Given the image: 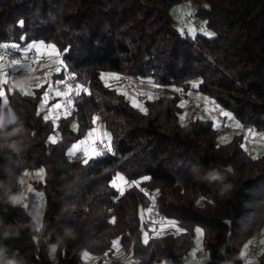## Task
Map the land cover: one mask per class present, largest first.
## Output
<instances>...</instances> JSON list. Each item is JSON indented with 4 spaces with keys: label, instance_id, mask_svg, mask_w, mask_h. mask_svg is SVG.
Segmentation results:
<instances>
[{
    "label": "trees",
    "instance_id": "trees-1",
    "mask_svg": "<svg viewBox=\"0 0 264 264\" xmlns=\"http://www.w3.org/2000/svg\"><path fill=\"white\" fill-rule=\"evenodd\" d=\"M184 1L0 0V46L51 43L87 83L70 114L55 122L44 119L49 109L39 108L45 82L27 96L15 81L9 85L17 120L6 109L0 120V247L12 258L80 264L87 252L94 264H114L107 260L118 240L135 264H190L184 256L200 226L203 264L241 263L239 249L264 220V155H251L239 131L222 139L202 110L184 123L179 113L196 90L206 99L196 104L210 99L240 125L264 132V0H190L192 35L179 31L170 15ZM53 67L52 82L59 77ZM125 71L157 85L152 99L141 96L145 111L114 78ZM94 117L108 132L111 151L74 158L78 152L70 155L68 147L90 131ZM41 169L42 178L30 180L43 193L36 227L24 201L13 197L21 174ZM116 172L138 187L128 185L121 195L111 183ZM152 202L181 231H152ZM255 264H264V251Z\"/></svg>",
    "mask_w": 264,
    "mask_h": 264
},
{
    "label": "rangeland",
    "instance_id": "rangeland-1",
    "mask_svg": "<svg viewBox=\"0 0 264 264\" xmlns=\"http://www.w3.org/2000/svg\"><path fill=\"white\" fill-rule=\"evenodd\" d=\"M194 10H195V5L190 0H186L183 3L175 4L170 8V15L174 19L175 25L179 31H181L184 28V29H186L188 35H192L194 33V30H195L194 25H196V23L193 24V22H195V20L193 22H191L189 19L186 18V14H185V13H193ZM198 25H199V31L202 32L203 31L202 21L200 19H198ZM37 44H39V43H37ZM44 45L47 46V45H53V44L49 43V44H44ZM56 50L58 51L57 48H56ZM39 53H41V52H39ZM42 54L48 55L50 57V60L55 62V64H59L58 61H61V60L63 61L61 55L57 56V55L53 54L50 56L49 50L47 49V47L43 48ZM8 61H9V59H6L4 61V63H7ZM63 64H65L64 61H63ZM41 65H47V64L43 63ZM33 66H39V64H34ZM51 71L52 70L46 72L47 76H45V74H43L41 76H30L29 77V76H25L24 72L18 73L16 75V80L13 83V85L16 86L17 88L21 89L22 87L27 88L28 86L35 85L38 82L44 83L46 80L47 81L46 82V88L42 92L41 101L39 103V108L40 109H43L45 107L47 108L48 102H47V104H44V101H43L44 93H45V91L48 92V90L53 85H55L57 82V77L55 78L54 82H52L51 75H50ZM37 78H39V80ZM49 85H51V87H49ZM117 88H118V90L120 89L118 86H117ZM133 91H131V92L124 91V93H125L126 97L128 99H130V101L132 102V104L134 106L141 105L144 108L141 99L134 98L133 96H131L133 94ZM192 99L195 103L197 102L194 97H192ZM133 101H135V104L133 103ZM205 101H206V99H204V102ZM182 104L184 105V102H182ZM136 108L141 110L140 107L136 106ZM201 110H202L201 113L203 114V116L211 119L212 123L216 126L218 125V122L216 120V115L220 114V115L225 117V123L230 127V130L227 134H224L223 136H221V138L227 139L232 132L239 131L243 134L242 144L248 150V152L251 155H254V156L264 155V132L255 131V130H252L250 132L249 130H251V129L249 128L248 124L240 125V122L236 118H234V116L230 113V111L223 109L219 106H213L212 108H207L205 105H203ZM223 113H228L229 115L225 116V115H223ZM48 114H49V112L44 113V115H48ZM197 114H199V113H195V114L190 113L189 110L187 108L185 109L183 106V109L179 113V121L181 123H184L189 118H191ZM2 117H3V114H0V120L2 119ZM181 117H183V119H181ZM52 120L55 121L53 118H52ZM95 124L96 123H94V125ZM237 125H239V127H237ZM98 127L100 128V126H98ZM102 131H103V139H104L103 144L106 147V145H110V136H109L107 131H104V130H102ZM89 133H90V131H88V133L86 135L82 136L78 140L73 141L70 144V146L68 147L69 153H70V149L72 148V146L74 144L80 143V141H82V140L86 141V143L81 145V148L79 151H82L84 153L85 148L88 147L89 144L92 145L94 138H95L93 133L91 136H89ZM253 133H255V135H253ZM106 149H107V147H106ZM83 156H85V155L83 154ZM38 171H40V170H38ZM38 171H36V172L26 171L30 175L26 176V180H25V183L23 185V188H24V194L26 197L31 198L32 200L35 199V200L39 201V203H34V206H35L34 210H35V217H37V215H39V218H40L42 215V212H43V206H44L43 202L44 201H43V197L41 200L39 197L35 196V193H42V192L34 189L32 186L31 187L33 189V192L32 193L28 192V187H29V185H31L30 180L33 178H35V179H41L42 178V174L40 176L36 175V173ZM118 175L122 176L125 181L129 182L125 178V176H123L120 172H116L111 179V183H112L113 179L117 178ZM117 182H118V184H121L123 189H125L130 184V182L129 183H123L121 181H117ZM115 189L118 190V188H115ZM153 221H157V222L155 224H152V227L159 230V231H160L162 224L164 225V230L172 228L171 226H169L167 224V221H173L171 219H165V218H163L161 220H154L153 219ZM197 229L201 230L200 233H197V231H196ZM253 237L257 240L256 241V251L250 255H246V252L248 249V243H244L242 245V247L239 249V252L237 255V257L242 260L240 264H249V262H251V264H255L256 258L259 256V254L262 251H264V244H261V241L264 240V220H262L261 225L259 226V228L255 232ZM202 253H203L202 229L200 226H195L194 227V233H193V244L188 249V251L186 252V254L184 256V260L190 264H196V262L199 260L201 262V264H203L205 261V256H202ZM116 256H121L124 259L125 264H135L134 259L131 257L130 253L128 251L122 250L119 247H118V249H114L111 258H108L107 261L110 263H113L114 258ZM95 260H96V258L91 256V255H89L88 259H85L84 254H83L80 264H94ZM166 264H167V262H166Z\"/></svg>",
    "mask_w": 264,
    "mask_h": 264
},
{
    "label": "built area",
    "instance_id": "built-area-1",
    "mask_svg": "<svg viewBox=\"0 0 264 264\" xmlns=\"http://www.w3.org/2000/svg\"><path fill=\"white\" fill-rule=\"evenodd\" d=\"M186 14V18L189 19L191 22L194 21L193 19V14L192 13H185ZM196 23V22H193V24ZM182 33H185L186 30L183 28L181 30ZM26 49V48H16V49H13V48H10V47H3V46H0V55H4L6 57V59H21L22 58V53H23V50ZM27 56L29 57V59H32V58H36L40 61H42L44 59V56H42L40 53H37L35 50H32L30 52L27 53ZM38 62V63H39ZM53 66H56L57 68H60V71L58 72L59 73V77L57 79V82L55 84V92L57 90L59 91H67V86L68 85H71L72 88H73V92L71 94L70 97H57L54 93V91H48V107L47 109H49V111L51 110V117L54 119V120H57V117H61L63 115H65L66 113H68L71 108H72V104L71 105H68L67 108L65 107V105H67V100L70 98L72 101H73V98L75 96H77L76 94V85H82L84 89L87 88V83H84V84H81L78 80V78L74 75L72 69L68 68L65 64L61 65L60 63L59 64H55ZM34 68V71L32 72H24V75L25 76H41L43 74H45L47 71H50L52 69V65H44L43 69L41 68V65L39 66H33ZM116 74L118 75L119 77V80H120V83L121 85L123 86V88L128 91V92H131L133 91L139 84L141 83H144V80L139 77L138 75L134 74V73H131V72H116ZM74 77V78H69V77ZM16 80V76L13 78V79H10L9 80V85H11L14 81ZM58 81H65L66 83H58ZM8 85V86H9ZM83 90L81 89L79 91V94H81ZM61 103L62 107L60 109H53V105L55 103ZM206 106L208 108H212L213 107V104H212V101L210 99H207V102L205 103ZM184 108L188 109L190 113H199L201 112V104H196L192 97H186L185 100H184ZM216 120L218 122V125L216 126L217 127V131L220 133V134H226L229 132L230 130V127L225 123V119L222 115L220 114H217L216 115ZM55 132H57V130H55ZM95 148L96 151L98 153H100L98 156H104L105 153H106V149H105V146L103 144V140L100 139V138H95L92 145H90V147H88V152L90 155H95V154H92V149ZM83 152L82 151H79L75 156L74 158H80L83 156ZM26 172V171H25ZM24 172V173H25ZM26 179V176L23 175V173L21 174V177H20V183L17 187V190H16V193L17 195H21L22 193L24 194L23 192V185H24V181ZM21 180H23V183H21ZM25 196V194H24ZM22 200L24 201V203H27L28 204V212L30 213V215L33 217V225H35L36 227H38L40 225V218H39V221H37V219H34L35 217V210H34V203H33V200L31 198H28V199H24L22 197ZM150 209H151V216L153 217L154 220H161L163 219L162 215H160L157 210H156V204L155 203H151L150 205ZM256 239L255 238H252L248 241V249H247V252H246V255H250L252 254L253 252L256 251ZM202 256H205V252L203 251L202 253ZM5 257L6 258H12L11 255L8 253V252H5ZM114 264H125V261L124 259L121 257V256H116L114 258ZM196 264H201V262L198 260L196 262Z\"/></svg>",
    "mask_w": 264,
    "mask_h": 264
},
{
    "label": "snow or ice",
    "instance_id": "snow-or-ice-1",
    "mask_svg": "<svg viewBox=\"0 0 264 264\" xmlns=\"http://www.w3.org/2000/svg\"><path fill=\"white\" fill-rule=\"evenodd\" d=\"M19 23L22 26L24 22L23 21H20ZM5 47H7V46H5ZM11 47L13 49H16L17 48L16 45H12ZM45 47H47V49L49 50V55L50 56L53 55V54L54 55H57V56L60 55V53L56 50V48H55L54 45H47V46H45L42 42L39 43V44L33 43V44L28 45L27 48L23 50L22 58L21 59H14L13 58V59L9 60L7 63H4V61L6 60V57L4 55H0V114L5 115L4 114V111L6 109L7 110V117L13 123L16 122L17 116L15 115V113L13 112V110L11 109V107L9 106V98H10V96L14 95L13 88L11 86H8L9 85V80L10 79H13L18 73H21V72H32V71H34V68L32 66L34 64H37L39 62V60L36 59V58L29 59V57L27 56V53L30 52V51H32V50H35L37 53H39L40 50L43 49V48H45ZM58 63H60L61 65H63V61L62 60L61 61H58ZM43 67H44V65H41V68L42 69H43ZM56 71L59 72L60 71V68H57ZM45 76H47V73H45ZM69 78L71 79V78H74V77H71L70 76ZM101 78L102 79L104 78V75L103 74H102ZM114 78L115 79H119L118 76L117 77H114ZM37 79L39 80V78H37ZM46 82L47 81L45 80V83ZM58 83H66V82L65 81H58ZM5 86H8V87L6 88ZM43 86L44 85L42 83H39L38 82V83H36L34 85V87L33 86H28L27 88L22 87L20 89V91H21V93L23 95H26V96L27 95H33L36 89H39V88H41ZM153 86L154 87H157V85H153ZM196 86H197L196 84H193V87H196ZM49 87H51V85H49ZM81 89L83 91H85V92L87 91V89H84L82 85H76V90H77L76 91V94L77 95H79V91ZM72 92H73L72 86L71 85H68L67 86V91H59V90H57L55 92V95L57 97H70L71 94H72ZM148 99H152V96L150 94H148ZM43 101H44V104H47V102H48V92L47 91H45V93H44ZM133 103L135 104V101H133ZM71 104H72V100L69 98L67 100V105H65V107L67 108V106L68 105H71ZM136 106L137 107H140L141 108V111H145V109L141 105H136ZM61 107H62V105L59 102L58 103H55L53 105V109H60ZM50 113H51V110H50V112H49L48 115H45L44 116V119L46 121L52 118ZM68 114H70V113H68ZM223 115L227 116L229 114L228 113H223ZM57 119H59V117H57ZM98 119H99V117H94L93 118V123H95L96 120H98ZM181 119H183V117H181ZM73 127L75 128L76 126L74 125ZM237 127H239V125H237ZM93 131H95V130H93ZM249 131L251 132L252 130H249ZM91 135H92V133L90 132L89 133V136H91ZM253 135H255V133H253ZM48 141L50 143H52V144L57 143V136H49L48 137ZM85 143H86V141H83L82 140V141H80V143L74 144L72 146V148L70 149V155H75L80 150L81 145H83ZM106 147H107V149L109 151H111V146L110 145H106ZM91 151H92V154H95V155H99L100 154V153H98L96 151L95 148H93ZM84 155L87 156L89 159L91 158V155H89V152H88L87 149H85ZM83 162L84 163H87L88 160L85 159ZM42 173H43V169H41L40 171H38L36 173V175L37 176H40ZM23 175L24 176H28L30 174L28 172H25V173H23ZM145 179H147V178H145ZM117 181H121L123 183H129V182L125 181L124 178L122 176H119V175L117 176L116 179H113V181H112V187L118 188V190L120 191V194L123 195L124 194V189L121 186V184H118ZM21 183H23V180H21ZM132 186H137L138 187V184L136 182H131L129 184V187H132ZM28 192L29 193H32L33 192V189L31 187V185H29V187H28ZM145 195H148V193H145ZM35 196L39 197L42 200L43 194L42 193H35ZM22 197L24 199H28V197L24 196V194L22 193L21 195L14 196L13 197V202L14 203H21ZM33 203H39V201H37V200L34 199L33 200ZM23 207L25 209H27L28 208V204L27 203H24L23 204ZM148 211L151 212V209H149ZM34 219H37V221H39V215H37V217H34ZM115 220H116V218L113 217L111 222L112 223H115ZM167 224L169 226H171L172 228H175L177 232L181 231L177 227V225H176V223L174 221H167ZM37 231H39V228H37ZM152 231H156V229L153 228ZM163 231H164V225L162 224L161 225V228H160V232H163ZM196 231H197V233H200L201 230L200 229H197ZM159 234L160 233L158 232L157 235H159ZM148 239H149L148 233L145 232V234H144V243H147L148 242ZM261 244H264V240L261 241ZM112 245H113V248L114 249H118V247H119V241L118 240H114L112 242ZM52 251L55 252V247L52 248ZM105 255H107V253ZM84 257H85V259H88L89 258V254L87 252H85L84 253ZM249 264H251V262H249Z\"/></svg>",
    "mask_w": 264,
    "mask_h": 264
},
{
    "label": "crops",
    "instance_id": "crops-1",
    "mask_svg": "<svg viewBox=\"0 0 264 264\" xmlns=\"http://www.w3.org/2000/svg\"><path fill=\"white\" fill-rule=\"evenodd\" d=\"M42 50L40 51L41 52L40 54L42 56H44V59L42 61H40L39 63H37V64L41 65L43 63H46L47 65H52V66L55 65V62L51 61L50 57L48 55L42 54ZM53 68H54V70H56L55 67H53ZM57 79H58V77H57ZM154 90H156V88L153 85L147 84V83H141L135 88V90L133 91V94L132 95L130 94V95L133 96L134 98L141 99V96H146V95L150 94ZM189 95L194 97L197 102L204 101V99H205V96L200 94L196 90L189 91ZM98 126H100V128ZM93 130H95V131H93ZM90 132L93 133L95 138L103 139V131H102L101 124L99 122H96V124L92 127V129H90ZM88 147H90V144L88 145ZM88 147H86L85 149L88 150Z\"/></svg>",
    "mask_w": 264,
    "mask_h": 264
},
{
    "label": "clouds",
    "instance_id": "clouds-1",
    "mask_svg": "<svg viewBox=\"0 0 264 264\" xmlns=\"http://www.w3.org/2000/svg\"><path fill=\"white\" fill-rule=\"evenodd\" d=\"M22 131V129H21ZM8 136H11L9 134H6ZM12 147H16V142H13V144L11 145ZM5 249L0 247V264H22V261H17L14 258H6L5 257Z\"/></svg>",
    "mask_w": 264,
    "mask_h": 264
}]
</instances>
